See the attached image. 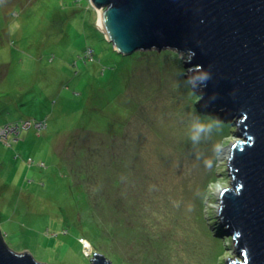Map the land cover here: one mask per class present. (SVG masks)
<instances>
[{
	"label": "rangeland",
	"instance_id": "1",
	"mask_svg": "<svg viewBox=\"0 0 264 264\" xmlns=\"http://www.w3.org/2000/svg\"><path fill=\"white\" fill-rule=\"evenodd\" d=\"M98 11L89 0H0L5 242L45 264H91L94 252L112 264L239 260L218 213L235 115L199 106L182 53L116 52ZM113 137L138 148L105 174L95 166Z\"/></svg>",
	"mask_w": 264,
	"mask_h": 264
},
{
	"label": "water",
	"instance_id": "2",
	"mask_svg": "<svg viewBox=\"0 0 264 264\" xmlns=\"http://www.w3.org/2000/svg\"><path fill=\"white\" fill-rule=\"evenodd\" d=\"M89 1L101 10L100 30L116 52L182 53L186 67L196 65L187 76L199 81V106L235 115L231 180L218 191V213L240 257L228 262L264 264V0ZM0 264L45 263L11 249L0 230ZM91 264L112 263L94 252Z\"/></svg>",
	"mask_w": 264,
	"mask_h": 264
},
{
	"label": "trees",
	"instance_id": "3",
	"mask_svg": "<svg viewBox=\"0 0 264 264\" xmlns=\"http://www.w3.org/2000/svg\"><path fill=\"white\" fill-rule=\"evenodd\" d=\"M113 47V46H112ZM137 56H139V55H145V54H147V53H149V52H141V51H136V52H134ZM133 53V54H134ZM153 54H155L156 52L155 51H153L152 52ZM177 69H179V67H177ZM192 93H193V91L192 90H190ZM29 123V122H28ZM43 126H42V123H37V128H38V130H40L41 128H42ZM128 135H129V132L128 131H126V136L128 137ZM112 139V143L110 142L109 143V145H107V148H105L107 151H109V152H111L110 154H109V158H108V160H109V162H105V163H103L102 165H100V166H95V168L97 169V170H99V171H101L102 173H105V174H108V167H111V166H116V164H114L113 162L114 161H112V160H115V161H117V160H120L121 161V158L123 157V155H124V153L126 154V153H128V152H136L137 150V148H138V145L137 144H135L134 143V148L133 147H127L126 149H125V147L124 146H119V138H116V137H113V138H111ZM116 140L118 141V142H116ZM130 142H131V140H129ZM97 146H99V141H98V143H97V145L94 147V148H98V150H103L102 148H100V147H97ZM94 148H91V147H88V149L89 150H93ZM86 151L87 153H90V151ZM136 150V151H135ZM139 150V149H138ZM94 151H96V150H94ZM140 153V152H139ZM132 154V153H131ZM119 156V157H118ZM132 156H134L133 154H132ZM108 157V156H107ZM118 157V158H117ZM88 158V159H87ZM87 158H85V162L86 161H88L89 159H90V155H88V157ZM117 158V159H116ZM133 162H134V164L133 165H136V162L133 160ZM89 164H90V162H88ZM89 164H84V165H86V166H88ZM93 167V166H92ZM98 167V168H97ZM134 167V166H133ZM100 168H103V170H100ZM93 169H94V167H93ZM111 176V175H110ZM127 179V178H126ZM141 187V184H137V188L139 189ZM144 189V188H143ZM132 191H135V193L137 192V189H135V190H132ZM135 193L133 194V193H131V194H133V196H131V198H132V200H135V201H137L138 199V196L137 195H135ZM82 206L84 207V209L85 210H89L90 209V207L89 206H87L86 205V202L84 201L83 203H82ZM93 233V232H92ZM94 235V234H93ZM145 240H143V242H144ZM148 253H147V251H145L144 253H143V255H147Z\"/></svg>",
	"mask_w": 264,
	"mask_h": 264
},
{
	"label": "bare ground",
	"instance_id": "4",
	"mask_svg": "<svg viewBox=\"0 0 264 264\" xmlns=\"http://www.w3.org/2000/svg\"><path fill=\"white\" fill-rule=\"evenodd\" d=\"M99 12H100V11H98V14H99ZM98 24H99V26H100L99 18H98ZM100 27H101V26H100ZM84 244H85V245L88 244V249L90 250L91 245L89 244V241H88L87 239H84Z\"/></svg>",
	"mask_w": 264,
	"mask_h": 264
},
{
	"label": "clouds",
	"instance_id": "5",
	"mask_svg": "<svg viewBox=\"0 0 264 264\" xmlns=\"http://www.w3.org/2000/svg\"><path fill=\"white\" fill-rule=\"evenodd\" d=\"M198 130H202V126H198Z\"/></svg>",
	"mask_w": 264,
	"mask_h": 264
}]
</instances>
